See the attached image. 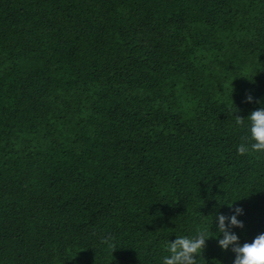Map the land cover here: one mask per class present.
I'll return each instance as SVG.
<instances>
[{"label":"trees","instance_id":"1","mask_svg":"<svg viewBox=\"0 0 264 264\" xmlns=\"http://www.w3.org/2000/svg\"><path fill=\"white\" fill-rule=\"evenodd\" d=\"M260 107L264 0H0V264H161L232 204L251 243Z\"/></svg>","mask_w":264,"mask_h":264},{"label":"clouds","instance_id":"2","mask_svg":"<svg viewBox=\"0 0 264 264\" xmlns=\"http://www.w3.org/2000/svg\"><path fill=\"white\" fill-rule=\"evenodd\" d=\"M248 100L251 102V97H248ZM235 121L246 131V135L241 137L242 142L237 147L238 153L264 154V107L252 111L246 119L237 117ZM228 207L232 209V215L218 214L215 217L217 231H211L217 234L215 238L209 237L206 226L198 227L192 235H176L174 242H167V254L162 257L161 264H197L209 239H216L223 251L231 249L235 254L233 264H264V233L257 235L251 243L241 244L233 229L243 228V221L238 219L243 215V209L233 208V204Z\"/></svg>","mask_w":264,"mask_h":264}]
</instances>
